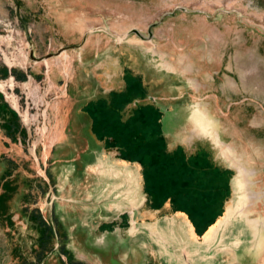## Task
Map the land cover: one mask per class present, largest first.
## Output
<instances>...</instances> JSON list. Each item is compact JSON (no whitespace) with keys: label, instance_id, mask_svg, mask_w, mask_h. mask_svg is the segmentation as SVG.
I'll use <instances>...</instances> for the list:
<instances>
[{"label":"rangeland","instance_id":"rangeland-1","mask_svg":"<svg viewBox=\"0 0 264 264\" xmlns=\"http://www.w3.org/2000/svg\"><path fill=\"white\" fill-rule=\"evenodd\" d=\"M18 1L37 58L68 50L33 61L16 4L0 0V264L118 256L119 217L143 193L105 172L110 153L69 117L109 90L108 147L155 131L158 146L213 144L245 169L215 238L190 240L189 264H264V0ZM200 110L207 135L194 131ZM176 243L164 249L186 261Z\"/></svg>","mask_w":264,"mask_h":264},{"label":"crops","instance_id":"crops-1","mask_svg":"<svg viewBox=\"0 0 264 264\" xmlns=\"http://www.w3.org/2000/svg\"><path fill=\"white\" fill-rule=\"evenodd\" d=\"M110 93L112 90L89 100L80 109L75 110V105V113L72 115L71 110L69 116L87 119L89 127L81 131L102 145L100 149L110 153L105 167L104 163L100 167L110 171L109 176L122 179L125 184L129 182L143 193V201L119 217L117 228L122 232V249L118 256L112 261L104 258L102 263L189 264L183 252L187 251L190 240L199 243L202 237L207 241L215 238L217 220L236 193L238 168L219 162L213 144L210 147L214 156L201 142L193 148L167 142L158 146L152 139L157 134L155 131L146 132L147 137L139 143L129 141L123 149H107L105 104ZM229 211L230 206L228 215ZM133 220L139 228L137 233L131 230ZM176 242L183 245L186 261L176 254H167L166 249Z\"/></svg>","mask_w":264,"mask_h":264},{"label":"water","instance_id":"water-1","mask_svg":"<svg viewBox=\"0 0 264 264\" xmlns=\"http://www.w3.org/2000/svg\"><path fill=\"white\" fill-rule=\"evenodd\" d=\"M14 3L16 4V14H17V18L22 22V24L24 25L25 27V34H26V37H27V40L29 42V44L32 46V49L30 51V58L35 61V62H44V61H47L49 60L50 58H53L55 56H60L62 53L66 52L68 50V48H61L56 54H48L46 57L44 58H37L35 56V51H34V48H33V43H32V39H31V36H30V30H29V27H28V24L27 22L23 19V17L21 16V13H20V9H21V4L18 0H13ZM178 10H182V8H179ZM133 34H136L138 35L139 37H142L143 38V35L138 31V30H133L132 31ZM131 33V34H132ZM149 40H152V32H150V36L148 38Z\"/></svg>","mask_w":264,"mask_h":264},{"label":"bare ground","instance_id":"bare-ground-1","mask_svg":"<svg viewBox=\"0 0 264 264\" xmlns=\"http://www.w3.org/2000/svg\"><path fill=\"white\" fill-rule=\"evenodd\" d=\"M200 111H202V110H200ZM202 117H203V119L201 120L202 122V124L204 125V126H200V124L199 125H196V127L194 128V131L196 130V131H198V133L200 132V133H202V134H206L207 135V133H210L209 132V125L207 126V125H205L206 123V121L208 122V124H210L211 125V123H210V119L204 114V112L202 111V115H201ZM195 134H197V133H195ZM198 135V134H197ZM219 142V144L220 145H222V142L221 141H218ZM241 173H245V169H243V168H238V176L241 174ZM236 183H237V181H236Z\"/></svg>","mask_w":264,"mask_h":264},{"label":"flooded vegetation","instance_id":"flooded-vegetation-1","mask_svg":"<svg viewBox=\"0 0 264 264\" xmlns=\"http://www.w3.org/2000/svg\"><path fill=\"white\" fill-rule=\"evenodd\" d=\"M107 141H108V144H112V142H114V141H112L109 137H107ZM108 144H107V145H108ZM114 148H115V147H113V149H114ZM107 149H112V148H110V147L107 146ZM115 149H116V148H115ZM137 196H138V195H137ZM134 224H135V221L133 220L132 225L135 226ZM132 225H131V226H132Z\"/></svg>","mask_w":264,"mask_h":264}]
</instances>
